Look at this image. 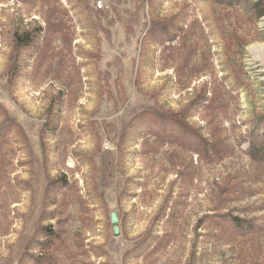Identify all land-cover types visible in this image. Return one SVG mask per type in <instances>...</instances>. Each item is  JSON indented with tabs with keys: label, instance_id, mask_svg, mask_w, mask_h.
I'll use <instances>...</instances> for the list:
<instances>
[{
	"label": "rangeland",
	"instance_id": "rangeland-1",
	"mask_svg": "<svg viewBox=\"0 0 264 264\" xmlns=\"http://www.w3.org/2000/svg\"><path fill=\"white\" fill-rule=\"evenodd\" d=\"M259 1L0 0V264H264Z\"/></svg>",
	"mask_w": 264,
	"mask_h": 264
},
{
	"label": "trees",
	"instance_id": "trees-1",
	"mask_svg": "<svg viewBox=\"0 0 264 264\" xmlns=\"http://www.w3.org/2000/svg\"><path fill=\"white\" fill-rule=\"evenodd\" d=\"M255 11L258 14V16L260 17L264 16V0H260L255 4Z\"/></svg>",
	"mask_w": 264,
	"mask_h": 264
},
{
	"label": "water",
	"instance_id": "water-1",
	"mask_svg": "<svg viewBox=\"0 0 264 264\" xmlns=\"http://www.w3.org/2000/svg\"><path fill=\"white\" fill-rule=\"evenodd\" d=\"M112 219H113V223H114V224H117V217H116L115 214L112 216Z\"/></svg>",
	"mask_w": 264,
	"mask_h": 264
},
{
	"label": "built area",
	"instance_id": "built-area-1",
	"mask_svg": "<svg viewBox=\"0 0 264 264\" xmlns=\"http://www.w3.org/2000/svg\"><path fill=\"white\" fill-rule=\"evenodd\" d=\"M99 5H102V2Z\"/></svg>",
	"mask_w": 264,
	"mask_h": 264
}]
</instances>
